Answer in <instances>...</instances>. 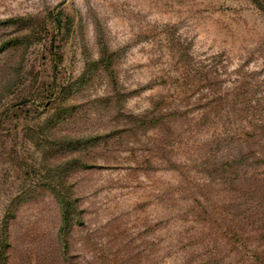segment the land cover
I'll return each instance as SVG.
<instances>
[{
  "label": "rangeland",
  "instance_id": "374dc122",
  "mask_svg": "<svg viewBox=\"0 0 264 264\" xmlns=\"http://www.w3.org/2000/svg\"><path fill=\"white\" fill-rule=\"evenodd\" d=\"M260 131L253 0H0V264H264Z\"/></svg>",
  "mask_w": 264,
  "mask_h": 264
},
{
  "label": "trees",
  "instance_id": "16d2710c",
  "mask_svg": "<svg viewBox=\"0 0 264 264\" xmlns=\"http://www.w3.org/2000/svg\"><path fill=\"white\" fill-rule=\"evenodd\" d=\"M259 8L263 9L264 10V0H253ZM260 135L258 136L257 139H255L256 141V144H257V147H258V150L260 151V154L259 156L260 157H255V159H258L259 160V163L263 164L264 165V154L263 152H261V147H263L264 149V132H261L259 133ZM251 152H253L254 154V151L252 150ZM252 154V155H253ZM55 198H56V202L58 203V206H59V217H60V224H59V227H58V235L59 237L63 236L65 234V231H67V229H69L72 225L73 222V215L74 214V202L68 198V197H63V196H60V195H55ZM61 239V238H60ZM210 264H216L215 261H211Z\"/></svg>",
  "mask_w": 264,
  "mask_h": 264
}]
</instances>
